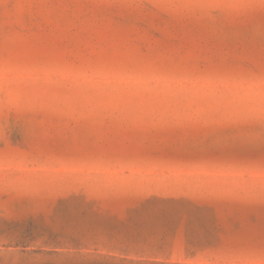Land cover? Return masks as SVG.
Masks as SVG:
<instances>
[{
    "label": "rangeland",
    "instance_id": "obj_1",
    "mask_svg": "<svg viewBox=\"0 0 264 264\" xmlns=\"http://www.w3.org/2000/svg\"><path fill=\"white\" fill-rule=\"evenodd\" d=\"M264 0H0V264H264Z\"/></svg>",
    "mask_w": 264,
    "mask_h": 264
},
{
    "label": "snow or ice",
    "instance_id": "obj_2",
    "mask_svg": "<svg viewBox=\"0 0 264 264\" xmlns=\"http://www.w3.org/2000/svg\"><path fill=\"white\" fill-rule=\"evenodd\" d=\"M262 124H264V118H262Z\"/></svg>",
    "mask_w": 264,
    "mask_h": 264
}]
</instances>
